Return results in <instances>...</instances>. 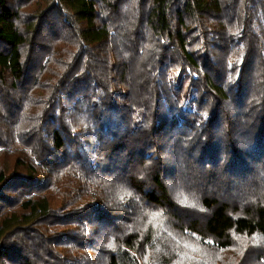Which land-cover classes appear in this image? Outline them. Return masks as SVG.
Returning <instances> with one entry per match:
<instances>
[{
  "label": "trees",
  "instance_id": "16d2710c",
  "mask_svg": "<svg viewBox=\"0 0 264 264\" xmlns=\"http://www.w3.org/2000/svg\"><path fill=\"white\" fill-rule=\"evenodd\" d=\"M189 241L264 264V0H0V264Z\"/></svg>",
  "mask_w": 264,
  "mask_h": 264
},
{
  "label": "rangeland",
  "instance_id": "374dc122",
  "mask_svg": "<svg viewBox=\"0 0 264 264\" xmlns=\"http://www.w3.org/2000/svg\"><path fill=\"white\" fill-rule=\"evenodd\" d=\"M189 245L191 248V252L194 253L197 256V260L200 261L199 264H256L254 263L255 260L251 259H239L237 255H234L233 252L228 251L223 252L221 256H218L217 253L208 251L205 247H202L201 245L192 246V243L189 241ZM202 258V259H201ZM238 258V259H236ZM258 264V263H257Z\"/></svg>",
  "mask_w": 264,
  "mask_h": 264
}]
</instances>
